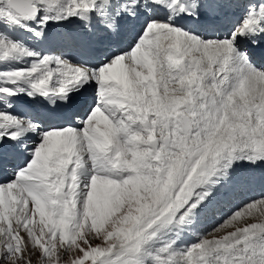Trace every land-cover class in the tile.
I'll return each mask as SVG.
<instances>
[{"label":"snow or ice","instance_id":"obj_1","mask_svg":"<svg viewBox=\"0 0 264 264\" xmlns=\"http://www.w3.org/2000/svg\"><path fill=\"white\" fill-rule=\"evenodd\" d=\"M257 186L264 0H0V264H264Z\"/></svg>","mask_w":264,"mask_h":264}]
</instances>
